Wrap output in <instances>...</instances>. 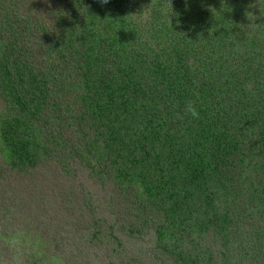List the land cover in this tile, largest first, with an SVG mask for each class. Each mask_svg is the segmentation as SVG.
I'll return each mask as SVG.
<instances>
[{
	"label": "trees",
	"instance_id": "1",
	"mask_svg": "<svg viewBox=\"0 0 264 264\" xmlns=\"http://www.w3.org/2000/svg\"><path fill=\"white\" fill-rule=\"evenodd\" d=\"M152 1L146 42L128 0H0L1 155L18 171L66 167L69 149L94 165L142 209L140 264H264V0ZM14 226L0 247L18 243L24 264H69L59 240ZM85 233L87 256L96 238L122 245Z\"/></svg>",
	"mask_w": 264,
	"mask_h": 264
},
{
	"label": "rangeland",
	"instance_id": "2",
	"mask_svg": "<svg viewBox=\"0 0 264 264\" xmlns=\"http://www.w3.org/2000/svg\"><path fill=\"white\" fill-rule=\"evenodd\" d=\"M127 11L136 20V23L142 26L141 29L144 30L142 39L145 41L155 39L161 27H156L154 22L158 20L161 6L152 0H128ZM262 63L260 61V64ZM0 108H2L1 99ZM252 118H255L256 121L264 119L263 115L258 114L253 115ZM75 119L76 117L72 121ZM142 119L143 117H140L139 122ZM259 129L258 122L257 132ZM77 134H80V131H77ZM81 140H84V136L81 137ZM217 146L215 145L213 149ZM210 150V148L207 150L206 147H203L199 149V153L206 154L210 159L208 156ZM67 152L68 156H64V160L69 161V165L66 167L64 164L51 160L48 164L20 165L23 169L18 171L14 165H10L12 160H4L0 147L1 242L7 237V230L14 226L9 225L6 229L8 222L2 221L4 214L15 222L14 228L28 231L30 234L34 233L41 238L59 240L65 251L63 256L69 259V264H84V262H93V260L97 264H140L143 262L145 251H149L150 248L146 245L142 246L138 237L132 234V230L136 229L140 220L132 219L130 215L134 214L142 218V209L135 210L134 206L131 207L127 201H123L122 205L118 204L117 199L113 197V190H108L109 186L103 187L96 181V178L94 180L90 176L91 167L94 165L82 164L80 158L74 155L70 149ZM215 161L212 160L213 165H215ZM219 163L225 165L223 161ZM210 180L216 184L219 181L212 176H210ZM249 194L250 192L246 193L247 196ZM250 203L253 205L252 199ZM248 211L253 213L251 207ZM85 230L89 233L97 231L104 238L120 233L119 237H115V235L114 237L122 245L116 244L113 247L114 250L110 251L101 243L100 238H96L95 243L102 248L93 255L87 256L77 251L78 247L81 248V251H85L82 247L87 239ZM19 247L16 242H10L5 247H0L2 248L0 259L5 264H24L26 260ZM75 250L76 252H74ZM148 254L150 253L148 252ZM129 256L132 260L129 259ZM263 260L264 256L261 255L260 261L263 262Z\"/></svg>",
	"mask_w": 264,
	"mask_h": 264
},
{
	"label": "clouds",
	"instance_id": "3",
	"mask_svg": "<svg viewBox=\"0 0 264 264\" xmlns=\"http://www.w3.org/2000/svg\"><path fill=\"white\" fill-rule=\"evenodd\" d=\"M109 2V0H101V3L103 4H107ZM186 111L193 117V118H198L199 117V113L196 110V108L192 105V104H188L186 106Z\"/></svg>",
	"mask_w": 264,
	"mask_h": 264
}]
</instances>
